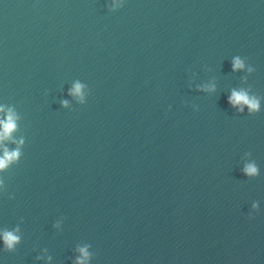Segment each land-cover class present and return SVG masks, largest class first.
Masks as SVG:
<instances>
[{"label":"water","instance_id":"water-1","mask_svg":"<svg viewBox=\"0 0 264 264\" xmlns=\"http://www.w3.org/2000/svg\"><path fill=\"white\" fill-rule=\"evenodd\" d=\"M0 107V264H264V0H0Z\"/></svg>","mask_w":264,"mask_h":264},{"label":"clouds","instance_id":"clouds-1","mask_svg":"<svg viewBox=\"0 0 264 264\" xmlns=\"http://www.w3.org/2000/svg\"><path fill=\"white\" fill-rule=\"evenodd\" d=\"M244 62L236 57L233 60V70L243 69ZM251 71V69H249ZM84 85L79 82H76L73 88L70 90V95L79 97L81 101L83 100V89ZM204 90L206 91H214V86L207 87ZM64 106H67V101L62 102ZM229 103L233 107H238V111H243L242 106H247L250 112H256L259 110L260 104L259 100L254 96H249V94L241 89V90H233L230 97ZM0 113H5V108L0 107ZM17 119L15 112L12 109H7L5 118H0V145H3V142L6 140H11L12 134L17 129ZM15 142V141H13ZM19 143H23L20 141ZM21 155L19 148L15 151H9L7 148H4L3 155L0 156V170L6 169L10 163L16 161ZM243 172L245 175L253 177L258 175V168L254 162L248 163L244 166ZM2 184V181H0ZM253 207H256L254 204ZM19 229L15 231H7L5 230L0 237H2L3 243L5 247L9 250H12L15 245L19 242L20 237L16 234ZM80 257L77 259L76 264H86V261L89 258V253L87 247H83L79 249Z\"/></svg>","mask_w":264,"mask_h":264}]
</instances>
